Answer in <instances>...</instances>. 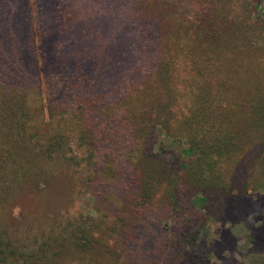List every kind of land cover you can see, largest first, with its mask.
<instances>
[{"label": "rangeland", "instance_id": "1", "mask_svg": "<svg viewBox=\"0 0 264 264\" xmlns=\"http://www.w3.org/2000/svg\"><path fill=\"white\" fill-rule=\"evenodd\" d=\"M102 1H87L98 14L85 32L113 49L117 36L127 34L126 26L108 23L109 33L98 26L100 19L114 15L110 3ZM145 9L158 11L161 35L173 30L169 45H197L192 38L201 37L199 32L223 35L230 50L226 63L220 73L207 59L191 69L182 54L171 69L175 99L166 127L156 126L151 150L172 158L173 164L158 174L156 188L144 197L147 202L132 210L128 200L139 198L129 185L137 176L135 142L123 135L119 142L97 138L81 145L76 126L83 108L69 107L58 118L73 129L60 156L43 160L44 165L41 159L39 166L30 159L22 166L20 161L12 164L9 147H0V167L17 171L16 179L0 180V243L12 245L17 254L33 255L48 244L50 264H191L167 258L165 244L177 237L180 250L193 252L196 246L195 252L206 259L203 264H238L249 254L264 255V0H145ZM215 18L223 28L211 26ZM204 19L210 22L205 32ZM193 88L205 95L201 111L209 105L212 127L192 139L186 134L189 124L201 122L194 112ZM43 114L48 119L45 100ZM111 153L131 156L117 160ZM39 167L44 174L38 188L19 185L18 177ZM84 235L97 242V250L81 251L77 243ZM12 257L14 262L6 264H24L18 255Z\"/></svg>", "mask_w": 264, "mask_h": 264}, {"label": "trees", "instance_id": "2", "mask_svg": "<svg viewBox=\"0 0 264 264\" xmlns=\"http://www.w3.org/2000/svg\"><path fill=\"white\" fill-rule=\"evenodd\" d=\"M87 1L32 0V5L31 0H0V147L6 150L9 147L8 157L12 164L20 161L22 166L23 161L30 159L39 166L40 159L43 164V160L60 156L68 140V131L73 129H68L65 121H57L58 118L63 119L69 107H75L76 111L83 108L76 126L81 145L93 143L97 138L119 142L123 135H129L135 142L137 176L129 179L132 180L129 185L135 186L139 198L128 200L127 207L132 210L147 202L144 197L156 188L159 173L173 164L172 158L167 159L163 153L151 150L157 139L156 126L166 127L167 114L171 112L173 97L175 99L172 84L175 73L171 69L183 54L188 60L184 62L187 67L193 69L196 62L207 59L211 67L215 66L216 73H220L230 50L225 49L223 35L210 31L205 35L199 32L201 37L192 38L197 45L179 47L175 42L169 45L174 38L173 30L163 35L159 33L158 11H146L145 0H103L105 4L110 3L114 15L110 12V17L100 19L103 22L98 26L109 33L108 23L115 27V23L123 22L127 32L125 36H117L119 41L109 49L85 32V29L90 32L91 25H95L92 16L98 14L95 4ZM206 20L200 21L204 32L208 30L205 25L210 24ZM212 21L213 28H223L218 18ZM225 27L229 29L227 32L232 31V26ZM222 76L217 75V88L222 84ZM193 91L194 112L197 109L201 122L189 124L186 134L192 139L196 133L207 134L212 127L209 105L201 111L204 93L194 88ZM218 92L216 90V94ZM43 100L47 103L48 119L44 118ZM167 135L172 136L169 132ZM214 136L219 140L221 133ZM111 155L117 160L119 155L120 158L131 156ZM43 167L37 171L27 170L28 175L18 177L22 180L19 185L38 188ZM10 170L0 167V180H8L11 175L16 179L17 171ZM182 225L184 229L190 226ZM174 238L165 244V254L172 263L191 260V264H203L206 259L195 252L196 246L193 252L180 250L179 241ZM77 245L83 253H90L97 250L98 244L84 235ZM49 250L45 244L33 255L17 254L15 247L1 242L0 264L14 262L11 259L14 255L24 264H50ZM238 264H264V255L249 254Z\"/></svg>", "mask_w": 264, "mask_h": 264}]
</instances>
